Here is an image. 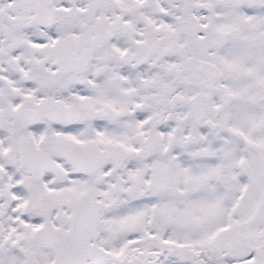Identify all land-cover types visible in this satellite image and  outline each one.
<instances>
[{
  "label": "snow or ice",
  "instance_id": "1",
  "mask_svg": "<svg viewBox=\"0 0 264 264\" xmlns=\"http://www.w3.org/2000/svg\"><path fill=\"white\" fill-rule=\"evenodd\" d=\"M0 264H264V0H0Z\"/></svg>",
  "mask_w": 264,
  "mask_h": 264
}]
</instances>
